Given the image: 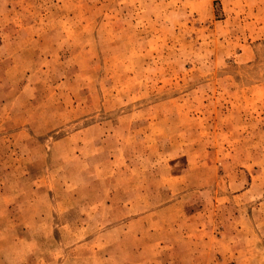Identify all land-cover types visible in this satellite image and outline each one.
Returning <instances> with one entry per match:
<instances>
[{
  "label": "rangeland",
  "instance_id": "1",
  "mask_svg": "<svg viewBox=\"0 0 264 264\" xmlns=\"http://www.w3.org/2000/svg\"><path fill=\"white\" fill-rule=\"evenodd\" d=\"M0 264H264V0H0Z\"/></svg>",
  "mask_w": 264,
  "mask_h": 264
}]
</instances>
